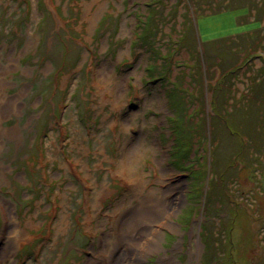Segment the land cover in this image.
I'll return each mask as SVG.
<instances>
[{"label": "rangeland", "instance_id": "obj_1", "mask_svg": "<svg viewBox=\"0 0 264 264\" xmlns=\"http://www.w3.org/2000/svg\"><path fill=\"white\" fill-rule=\"evenodd\" d=\"M227 1L0 0L17 100L0 121V247L8 210L25 233L9 228L21 240L0 264H85L126 191L128 115L147 134L133 174L181 197L141 264H264V14Z\"/></svg>", "mask_w": 264, "mask_h": 264}, {"label": "bare ground", "instance_id": "obj_2", "mask_svg": "<svg viewBox=\"0 0 264 264\" xmlns=\"http://www.w3.org/2000/svg\"><path fill=\"white\" fill-rule=\"evenodd\" d=\"M0 57L3 55L0 53ZM13 57H8V63L3 64L0 61V121L4 118L17 100L4 92L3 88L7 84L4 75L11 68ZM108 72H103L102 78L107 76ZM116 93L122 95L121 89L124 85L122 80L115 81ZM104 102V101H102ZM132 116L137 114L131 113ZM105 120V116L103 117ZM133 120L131 116L124 118L121 124V130L128 131L131 138L124 140L125 150L121 160L125 169L126 191L116 202L113 212L108 216L112 219L107 220L109 229L103 232L98 239L97 248L92 250L91 256L86 259L85 264H141L143 257L151 253L156 248V242L159 238L162 228L167 224L168 216L172 215L179 207L180 195L174 194L169 198L168 194L172 191L169 188L159 190L157 195L152 188H144L143 184L146 181V174L136 172L137 169L133 164L136 154L143 147L147 134L140 131L139 134L133 132V129L128 127ZM112 127L117 125V120H111ZM131 126V125H130ZM0 133H7L0 126ZM8 135H13L9 133ZM123 146V145H122ZM134 166V167H133ZM124 171V170H123ZM134 177L130 180L129 176ZM105 188V187H104ZM102 191H111L108 188ZM103 195L100 193L99 197ZM96 204H93L92 208ZM9 215V216H8ZM8 220V230L6 233L7 244L0 247V260H5V255L16 249L21 238L10 236L9 228L17 231L19 234H25L23 230L16 229V223L12 222L11 210L5 213ZM63 214L61 215V219ZM170 226L171 223L169 222ZM5 235V230L2 232ZM164 264H171V261Z\"/></svg>", "mask_w": 264, "mask_h": 264}, {"label": "trees", "instance_id": "obj_3", "mask_svg": "<svg viewBox=\"0 0 264 264\" xmlns=\"http://www.w3.org/2000/svg\"><path fill=\"white\" fill-rule=\"evenodd\" d=\"M207 2H210V1H212V0H206ZM221 1H224V0H221ZM257 0H228L227 2H226V4H225V7H240V6H244V5H246V4H249L248 5V7L249 8H251V4H255V6L257 7V9H256V14H257V16H256V14H255V17H254V19L251 21L252 23H259L260 24V17L262 16L261 14H260V12L262 13V14H264V8L260 5H257ZM154 8V7H153ZM259 12V13H258ZM150 16V18L148 19L149 20V22H150V26L148 27V28H143L142 27V30H143V32L141 33V35H145L146 37H148V38H153L155 35H151V32H155V31H153L152 29H153V27H154V25H155V23H154V21H153V16H155L156 15V13H155V10H153V12H152V14L150 13L149 14ZM259 15H261V16H259ZM148 18V17H147ZM185 19H186V21L187 20H189V17H185ZM241 20V18L239 17L238 18V22ZM245 23V22H244ZM262 29H264V26H263V28ZM261 29V30H262ZM260 30V31H261ZM259 31V30H258ZM155 34H156V32H155ZM158 34V33H157ZM191 34H192V41H194V38H193V33H189V32H187V31H185V29L181 32V36H180V39H179V41H180V44H182V43H184V40H185V44H187V45H189V47H190V49L192 50V51H195V47H194V45H192L191 43H190V40H191ZM255 36H257L256 34H253L252 33V35H245V40H246V44L245 45H242V48H245V49H248V45H250V43H253V40H256V37ZM156 37H157V35H156ZM250 39L252 40V41H250ZM179 41H178V44H179ZM173 50V49H172ZM173 52H174V50H173ZM222 63V62H221ZM227 63V62H226ZM225 63V64H226ZM168 94V96H169V99H170V97H171V99H172V96H173V92L171 91V92H168L167 93ZM171 99H170V102H171ZM172 105H173V103H171ZM171 105V106H172ZM264 143V141H262V144ZM182 155H186V157H187V152L186 153H183ZM247 159H249V157L247 158ZM249 162H251L252 163V159H250L249 160ZM211 186H212V184H211ZM236 259V258H235ZM239 260H240V258H238Z\"/></svg>", "mask_w": 264, "mask_h": 264}, {"label": "water", "instance_id": "obj_4", "mask_svg": "<svg viewBox=\"0 0 264 264\" xmlns=\"http://www.w3.org/2000/svg\"><path fill=\"white\" fill-rule=\"evenodd\" d=\"M260 185L262 189L264 190V175L260 178Z\"/></svg>", "mask_w": 264, "mask_h": 264}]
</instances>
